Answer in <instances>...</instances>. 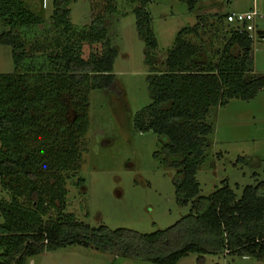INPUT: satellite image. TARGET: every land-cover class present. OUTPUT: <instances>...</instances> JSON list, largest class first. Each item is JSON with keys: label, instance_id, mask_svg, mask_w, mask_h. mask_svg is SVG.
I'll list each match as a JSON object with an SVG mask.
<instances>
[{"label": "trees", "instance_id": "1", "mask_svg": "<svg viewBox=\"0 0 264 264\" xmlns=\"http://www.w3.org/2000/svg\"><path fill=\"white\" fill-rule=\"evenodd\" d=\"M150 1L139 0L133 11L144 43L150 97V104L135 115L134 128L156 135L159 149L153 158L176 171V203L183 208L190 204V212L150 234L94 228L62 214L67 196L62 174H72L70 179L79 170L88 91L114 92L117 53L109 47L99 15L87 27L72 24L73 0H52L47 21L22 0H0V24L6 29L0 45L10 47L14 65L13 73L0 75V192L5 195L0 198V264H25L72 245L151 264H177L190 254L264 261V182L244 187L236 199L228 186L202 197L196 181L212 132L204 122L209 110L230 100L250 101L264 90V75L253 74V40L226 24L227 15L219 16L207 26L225 35L212 61L203 63L202 46L183 40L184 29L157 67V42L146 10ZM179 1L189 12L197 2ZM196 18L198 32L205 21ZM44 24L46 30L33 33ZM98 44H104L99 55L92 51ZM49 211H57L58 217L46 224L43 217Z\"/></svg>", "mask_w": 264, "mask_h": 264}, {"label": "rangeland", "instance_id": "2", "mask_svg": "<svg viewBox=\"0 0 264 264\" xmlns=\"http://www.w3.org/2000/svg\"><path fill=\"white\" fill-rule=\"evenodd\" d=\"M22 1L28 10L46 21L52 14V0ZM139 5V0H73L70 5V20L77 29L87 27L94 15L103 19L109 47L117 53L112 70L116 85L114 92L88 91V129L79 144V170L70 179L72 174H62L67 191L62 214L72 215L77 222L94 228L105 226L150 234L187 215L190 204L184 208L177 205L173 187L176 171L153 158L159 149L156 135L134 128L135 115L150 104L144 43L137 35L133 14ZM146 10L157 42L153 51L157 67H162L177 34L184 29L188 31L183 40L202 46L203 63H209L213 52L222 49L225 35L213 33L207 26L219 16L254 10L258 15L252 22L255 30L250 55L253 74L264 75V38L255 34L260 31L264 35V0H197L191 12L179 0H152ZM197 16L204 18L205 24L195 32ZM47 28L46 24L41 25L33 33L41 34ZM5 30L0 24V34ZM103 47L104 44L95 45L92 51L99 55ZM89 53L85 46L84 57ZM13 71L11 49L0 45V75ZM86 87L90 88L88 84ZM204 122L211 126L212 132L206 137L208 149L196 175L199 195L207 197L228 186L239 199L244 187L264 182V90L250 101L230 100L223 107L211 108ZM2 197L5 195L0 192ZM57 217V211H49L43 221L48 224ZM25 264L151 263L72 245L43 253ZM177 264H264V261L226 254H190Z\"/></svg>", "mask_w": 264, "mask_h": 264}, {"label": "built area", "instance_id": "3", "mask_svg": "<svg viewBox=\"0 0 264 264\" xmlns=\"http://www.w3.org/2000/svg\"><path fill=\"white\" fill-rule=\"evenodd\" d=\"M257 15L258 13L255 12L254 10L252 12L244 13V14L230 13L227 14L225 22L226 24L234 25L236 31H238L239 33H243V32L247 33L252 38V34L254 33L255 30L252 22Z\"/></svg>", "mask_w": 264, "mask_h": 264}, {"label": "water", "instance_id": "4", "mask_svg": "<svg viewBox=\"0 0 264 264\" xmlns=\"http://www.w3.org/2000/svg\"><path fill=\"white\" fill-rule=\"evenodd\" d=\"M256 35L258 36V38H260V39H263L264 38V35H263V33L262 32H260V31H257L256 32Z\"/></svg>", "mask_w": 264, "mask_h": 264}]
</instances>
